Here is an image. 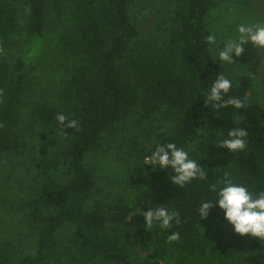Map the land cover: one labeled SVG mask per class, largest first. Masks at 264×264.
Here are the masks:
<instances>
[{"label": "trees", "instance_id": "1", "mask_svg": "<svg viewBox=\"0 0 264 264\" xmlns=\"http://www.w3.org/2000/svg\"><path fill=\"white\" fill-rule=\"evenodd\" d=\"M249 10L246 0H165L140 23L133 0H0V162L34 172L29 197L0 202L13 231L0 237V264H264V239L234 233L216 206L207 218L197 211L224 172L264 191L263 88L244 71L243 54L218 64L206 42L209 34L224 40L234 20L249 22ZM145 27L163 32L162 44L142 39ZM47 53L64 77L43 95L31 70ZM225 71L234 77L228 96L244 108L217 110L201 94ZM58 113L77 128L60 125ZM129 119L140 131L156 123V142L143 148L135 138L120 155L116 143ZM235 127L247 131L246 148L227 152L219 144ZM37 128L61 140L54 154L49 143L30 144ZM167 142L189 151L207 179L179 188L170 169L144 165ZM111 162L108 197L97 200L105 189L96 164ZM162 204L179 223L144 229L143 211ZM173 231L179 239L169 242Z\"/></svg>", "mask_w": 264, "mask_h": 264}, {"label": "clouds", "instance_id": "2", "mask_svg": "<svg viewBox=\"0 0 264 264\" xmlns=\"http://www.w3.org/2000/svg\"><path fill=\"white\" fill-rule=\"evenodd\" d=\"M206 42L217 52L216 63H234V57L244 52L243 45L250 42L257 49H264V25L253 22L241 23L236 33L217 43V37L209 34ZM221 45L223 46L221 48ZM233 82L222 72L211 81L207 92L201 93L206 102L214 109H226L231 106L241 109L246 102L235 96H228ZM57 122L65 128H77L75 119L69 120L63 113L56 115ZM226 139L220 141L219 147L227 152H238L246 148L247 131L241 127L231 128ZM144 165H151L160 170H171L169 179L179 188H184L193 180H206L207 174L197 160L190 157L189 151L177 147L174 142L156 144L150 156L145 157ZM165 172V171H164ZM208 195L199 202L197 211L199 218H207L211 209L216 206L223 212L224 220L231 225L234 233L241 236L250 235L264 239V191H253L249 186L234 181L228 172L215 183L208 185ZM144 229L168 230L179 223V213L163 204L143 211ZM179 239V233L171 232L167 236L169 242Z\"/></svg>", "mask_w": 264, "mask_h": 264}, {"label": "rangeland", "instance_id": "3", "mask_svg": "<svg viewBox=\"0 0 264 264\" xmlns=\"http://www.w3.org/2000/svg\"><path fill=\"white\" fill-rule=\"evenodd\" d=\"M249 5V17L250 21L253 23H259L264 25V0H246ZM165 3V0H133V13L137 17V21L140 23L151 21L156 13L161 10V7ZM224 8V3H220L217 5L216 9L212 12L211 18L215 21L213 26L220 21L218 17L221 12V9ZM173 7L169 10L167 16L171 15V11ZM226 17H224L225 22ZM233 17L228 18V21L232 23ZM220 23V22H219ZM241 21L234 20V24L231 25L229 29H224V40L229 38L230 36L236 33V28ZM222 24V23H221ZM145 26V25H144ZM233 26V29L231 30ZM217 27V26H216ZM229 30V31H228ZM153 35L154 39L158 41L159 44H162L164 40L163 32L152 33L150 29H143L141 37L142 39H148ZM223 40H218V44ZM223 46L221 45V48ZM244 52L243 56L246 59V68L244 71L250 73L255 79H258L262 86V91L264 92V49L255 48L250 42H247L243 45ZM214 53L216 49L212 46ZM40 53V51H38ZM31 74L34 79L37 81L36 84L33 85V89L38 94H46L48 91L53 90V87H56L59 83L60 79L64 77V74L61 70H57L54 64V60L52 56L47 53L45 59L40 62V64L32 67ZM243 68V67H241ZM56 70V71H55ZM224 75L227 76L231 81L234 79L227 72H224ZM123 128V135L116 143V148L121 151L120 155L123 154V150L120 148V145L127 148L130 146L131 141L135 138L141 141V147L151 148L152 145L156 142L155 132L152 130V127L156 126V123H152V127L140 131L133 123L132 119H129L121 125ZM169 125L166 126L168 128ZM30 144L36 147L37 149L44 143H49V154L52 155L55 153V150L61 145V140H56L54 136L49 134L47 129L37 128L35 134L32 138L29 139ZM20 161L15 162V167L10 161L3 160L0 162V202H3L6 198L8 201L10 200H24L32 194L31 184L34 178V172L32 170H28L26 166H18ZM116 162H111L110 166L104 168L96 164L97 174H98V182L101 188L105 190L103 192H99L95 195L97 200L107 198L108 187L104 180L105 176L109 173V168L113 169L115 167ZM102 176V177H101ZM1 206H0V216H1ZM10 223L8 221H4L0 217V237H7L11 233H13Z\"/></svg>", "mask_w": 264, "mask_h": 264}]
</instances>
